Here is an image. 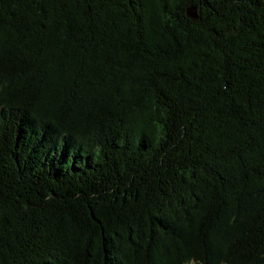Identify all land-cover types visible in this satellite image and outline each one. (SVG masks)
Segmentation results:
<instances>
[{
	"label": "trees",
	"instance_id": "16d2710c",
	"mask_svg": "<svg viewBox=\"0 0 264 264\" xmlns=\"http://www.w3.org/2000/svg\"><path fill=\"white\" fill-rule=\"evenodd\" d=\"M264 264V0H0V264Z\"/></svg>",
	"mask_w": 264,
	"mask_h": 264
},
{
	"label": "rangeland",
	"instance_id": "374dc122",
	"mask_svg": "<svg viewBox=\"0 0 264 264\" xmlns=\"http://www.w3.org/2000/svg\"><path fill=\"white\" fill-rule=\"evenodd\" d=\"M186 264H195L194 262H188V263H186Z\"/></svg>",
	"mask_w": 264,
	"mask_h": 264
}]
</instances>
